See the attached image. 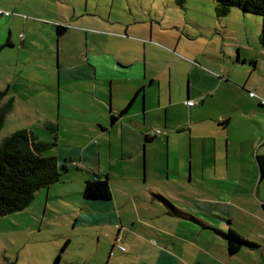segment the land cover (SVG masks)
Here are the masks:
<instances>
[{
  "label": "crops",
  "instance_id": "crops-1",
  "mask_svg": "<svg viewBox=\"0 0 264 264\" xmlns=\"http://www.w3.org/2000/svg\"><path fill=\"white\" fill-rule=\"evenodd\" d=\"M119 36L121 44L133 38L129 27H124ZM181 43L182 38L152 32L137 37L124 54L103 46L89 50L86 44V51L78 55L79 63L67 68L61 64L60 50L55 53L58 94L62 91V78L83 83L78 89H67L81 98H72L68 106L81 108L87 115L79 118L85 125L83 131L77 125L65 127L63 133L60 121L57 123V145L50 151L51 156L58 158L63 172L56 184L76 178L85 184L88 180L108 178L112 199L90 202L82 198L76 221L96 228L118 227L119 234L129 229L124 220L126 213L121 209L130 202L147 199L159 208V217L167 220L164 226H171V231H165L139 211V221L132 223L129 230L137 239L152 236L162 246L154 264H264V174L257 158L264 157V153L253 152L257 171L230 162L236 158L230 127L240 105L220 106L213 102L220 87L229 82L220 78V85L213 84L217 77L201 65L203 54L188 51L189 57L179 58L176 52ZM13 47L11 39L0 41V52ZM188 101L196 105L188 106ZM206 106L223 113L215 115L214 110V115H201ZM252 106L256 112L264 109L261 104ZM204 125L214 130L203 132ZM157 130L162 135L154 137ZM60 134L67 138L60 139ZM244 142L239 143V150L244 149ZM157 181L169 187L168 194H159ZM52 187L38 192L45 193L46 204L62 196L59 192L53 194ZM83 192L79 193L82 197ZM172 206L187 217L174 214ZM230 230L258 247L243 246L238 253L230 254L224 236ZM204 232L213 235L212 242L200 239ZM181 243L198 252L205 253L207 247L214 252L203 262L197 255H189ZM114 248L115 244L112 251Z\"/></svg>",
  "mask_w": 264,
  "mask_h": 264
},
{
  "label": "rangeland",
  "instance_id": "rangeland-1",
  "mask_svg": "<svg viewBox=\"0 0 264 264\" xmlns=\"http://www.w3.org/2000/svg\"><path fill=\"white\" fill-rule=\"evenodd\" d=\"M215 6L216 0H187L184 7L176 5L174 0H0V41L11 39L14 45L0 52V91L8 90V98L15 101L0 131V142L22 129L33 131L40 140L52 141L48 125H57L59 121L63 133L65 127L77 125L79 131H83L85 125L79 118L86 117V112L68 106V101L79 100L80 95L73 96L67 89H78L84 84L62 78V91L58 94L59 70L53 58L58 50L63 68L74 67L79 63L78 55L86 51V44L89 50L92 46H103L108 51L124 54L137 37L154 32L163 37L182 38L176 52L179 58L189 57L188 51L203 54L201 65L217 77L213 84L220 85V78L229 82L220 87L213 102L241 107L234 112L230 127L236 153V158L230 162L256 170L253 152L264 153V109L256 112L252 106L256 103L259 107L264 100L262 18L234 7L227 17L219 19ZM58 25L67 27L62 37L57 34ZM124 27L130 28L133 42H119ZM177 64L182 66V63ZM176 95L179 99V89ZM220 113L223 111L206 106L201 115ZM73 118L76 119L69 120ZM213 130L212 126L202 127L203 132ZM61 137L67 138L64 134H60ZM243 141L244 149L239 150V143ZM45 155L52 153L48 151ZM155 186L159 194H168L169 187L164 182L157 181ZM84 189L85 182L80 178L53 185V194L59 192L67 197L60 196L46 204L45 193H38L27 209L2 217L0 264H53L58 255H61L60 264H154L162 246L152 236L137 239L129 230L132 223L139 221V211L165 231H171V226H164L167 220L159 217L160 209L147 199L132 201L121 209L129 225L122 234L118 227H91L76 221L82 208L83 197L79 193ZM136 228L139 229L137 223ZM236 228L250 236L246 230ZM203 234L201 240L213 241L211 233ZM119 246L124 250H119ZM180 247L203 262L214 252L210 247L205 253L198 252L186 243H181Z\"/></svg>",
  "mask_w": 264,
  "mask_h": 264
},
{
  "label": "trees",
  "instance_id": "trees-1",
  "mask_svg": "<svg viewBox=\"0 0 264 264\" xmlns=\"http://www.w3.org/2000/svg\"><path fill=\"white\" fill-rule=\"evenodd\" d=\"M174 1L180 7H184L187 2V0ZM234 7L244 13L262 18L260 43L264 47V0H216V17L219 19L227 17ZM66 29V27L58 25V36H63ZM8 95V90L0 91V131L14 108V98H8ZM250 95L254 96L252 93ZM263 102L264 100L260 101L261 106H264ZM115 120L113 117L112 121L115 122ZM48 130L53 134L51 142L39 140L33 131L27 129L16 131L0 142V219L24 211L35 201L38 192L60 182L63 171L60 169L58 158L45 155L57 145L58 127L55 124H49ZM161 135L162 131L160 135H154V137ZM257 158L262 174H264V157L257 156ZM83 198L90 202L110 201L112 191L108 178L88 180L85 184ZM165 202L169 204L166 200ZM172 209L174 214L187 217L174 206ZM188 218L192 217L188 216ZM224 236L227 239L230 254L238 253L243 246H248L251 249L258 247L233 230ZM67 246L68 243L64 246L63 251ZM60 261L61 255H58L53 264H60Z\"/></svg>",
  "mask_w": 264,
  "mask_h": 264
},
{
  "label": "built area",
  "instance_id": "built-area-1",
  "mask_svg": "<svg viewBox=\"0 0 264 264\" xmlns=\"http://www.w3.org/2000/svg\"><path fill=\"white\" fill-rule=\"evenodd\" d=\"M252 95H254V94H252ZM264 103V102H263ZM187 104L189 105V106H194L195 105V102L194 101H189V102H187ZM161 134V131L160 130H157V131H155L152 135L154 136V135H160ZM119 248H120V250H124V248L123 247H121V246H119Z\"/></svg>",
  "mask_w": 264,
  "mask_h": 264
}]
</instances>
